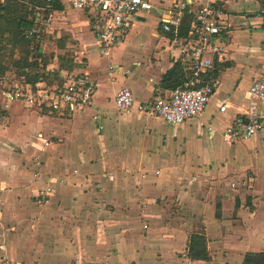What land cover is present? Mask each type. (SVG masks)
<instances>
[{"label": "crops", "instance_id": "obj_1", "mask_svg": "<svg viewBox=\"0 0 264 264\" xmlns=\"http://www.w3.org/2000/svg\"><path fill=\"white\" fill-rule=\"evenodd\" d=\"M59 1L63 9L48 14L50 24L40 34L44 32L54 40L50 52L68 51L75 57L73 73L93 80L95 106L56 114L9 101L0 93V230L7 225L11 229L6 245L0 244L5 248L0 250V264H167L166 259L174 257L187 264H241L246 252L264 251V185L260 193L254 191L258 169L254 168V182L247 189L236 188L229 181L217 187L216 181H211L209 189L196 188L205 177L225 176L243 163L230 160V169L227 159L222 163L226 172L219 167L214 173L210 168L205 175L200 173L202 181L182 191L175 186L166 188L164 179L155 174L156 165L174 161L166 154L180 145L188 158L175 162L188 165L190 170L209 164L203 152L213 147L219 130L212 124L218 120L219 105L224 100L229 102L221 114L228 124L245 107V92L259 76L262 64L261 0L221 2L220 19L226 31L218 38L222 48L218 62L225 67L212 80L215 92L201 114L175 126L135 109L118 112L114 96L125 86L138 103L164 96L169 90L160 87V80L174 62L179 60L184 66L178 49L184 38L164 31L161 23L167 12L176 11L184 0H149L152 7L137 13L107 56L98 51L96 31L87 11L72 8L71 0ZM185 1L187 11L193 12L201 0ZM149 10L157 24L132 29L142 27ZM128 44L133 49L128 51ZM45 47L41 40L42 52ZM54 60L46 69L60 70L56 57ZM109 65L116 66L112 77L107 75ZM62 71L58 73L60 81ZM14 105L34 113L41 122L57 121L58 125L50 123L49 130L34 125L29 133L35 135L24 134L23 127L13 128L10 111ZM259 110H264V104ZM163 126H170L171 134H162ZM180 130L182 141L175 139ZM260 134L264 138V132ZM44 140L48 145L43 147ZM142 171L149 172L141 175ZM35 172L37 177H33ZM49 183H53V192L48 201L37 203L35 194ZM169 199L176 210L169 211ZM217 203L219 217L215 215ZM196 222L206 235L208 261L176 256L185 252L189 233L197 230Z\"/></svg>", "mask_w": 264, "mask_h": 264}, {"label": "built area", "instance_id": "obj_2", "mask_svg": "<svg viewBox=\"0 0 264 264\" xmlns=\"http://www.w3.org/2000/svg\"><path fill=\"white\" fill-rule=\"evenodd\" d=\"M222 1L201 0L193 12L189 11L192 16L186 38L178 45L184 57L185 70L188 71V79L183 86L169 89L164 96L138 103H135L131 90L123 86L114 96L118 112L135 109L148 116L161 117L174 126L201 114L215 92L213 83L204 81V76L222 57V48L218 44L220 34L226 31V25L220 19ZM70 6L87 11L90 15L92 27L96 31L98 51L107 56L127 33L137 13L150 9L152 4L149 0H71ZM187 6L184 0L179 2L176 11L170 9L166 20L161 23L162 29L172 31L177 36ZM258 16L264 23V0H261ZM31 19L35 28L27 32L28 37L41 32L43 27L50 24V17L44 14L42 7L34 9ZM261 53L259 76L251 81L245 92V107L238 110L234 121L227 124L221 132L223 138L230 144L264 132V110H259V105L264 104V42ZM116 71V66L109 65L107 75L112 77ZM127 72V69L124 70V74ZM61 75L63 81L59 78L48 83L44 79H39L35 84L26 82L24 76H16L14 73L7 77L4 75L0 78V93L9 101H19L27 107H34L40 111L48 110L56 114L76 108H94L93 80L85 74H76L72 71H62ZM228 108L229 102L224 100L218 111L223 113ZM94 118L98 119L99 115H94ZM200 125L205 124L201 122ZM207 129L211 131L212 127L207 125ZM47 145L48 141L44 140L43 147ZM37 176L38 173H33V177ZM58 181L62 182L63 179L58 178ZM52 192L53 183L45 185L35 194L36 202L46 203ZM0 250H4V246H0Z\"/></svg>", "mask_w": 264, "mask_h": 264}, {"label": "rangeland", "instance_id": "obj_3", "mask_svg": "<svg viewBox=\"0 0 264 264\" xmlns=\"http://www.w3.org/2000/svg\"><path fill=\"white\" fill-rule=\"evenodd\" d=\"M148 16H146L145 20H143L144 24L142 25L141 28H138L134 26L132 29L137 30V29H143L145 27L147 28H152L157 24V19L153 16L152 10L146 11ZM43 43L46 44V51L44 52L45 55L48 58V64L54 62V58L56 57V61L59 63V56L63 55L67 59L75 60V57H71L70 53L68 51H64L63 53H58L55 54V52H50L49 50L52 49V45L50 44L51 42L54 43V40L52 41V37L49 38L48 34L42 32L41 33ZM129 48L128 51L133 49V46L131 44H128ZM56 55V56H55ZM6 56L3 59V65L7 66V69L4 71H1L0 69V78H2L4 75L10 76L11 73H14L16 76L17 70L15 69L14 66H12L11 59L8 58V53H6ZM17 57V56H14ZM44 70V73L46 71V67ZM41 69V72L43 71ZM52 71H57L55 68H52ZM31 73V72H30ZM53 76V75H52ZM50 77V76H49ZM52 81H56V78L52 79ZM51 81V82H52ZM245 84V82H243ZM242 84V85H244ZM1 99V96H0ZM221 114L218 112V120H213L212 124L213 126H217L219 128L216 137L213 139V147L212 148H207L204 150L203 154L207 156L209 164H199L196 166V170H194L192 166V170H190L187 166L181 164L180 162H175L176 159H186L188 158L186 154L185 148L180 145L178 148H176L174 151H171L166 154V157H169L170 160H174L173 162L170 163H163L160 165H156L155 167V174L160 175V179L163 180V184L165 185L166 188H173L175 186V189L178 191H182L184 189H190L197 181L202 179L200 178V173L202 175H205L208 171H210V168L213 170L215 173V170L219 167L223 168V172L225 171V167L222 165L225 164L226 159L228 160V164H230V169H231V162L230 160L236 161V162H243L236 169H233V173L230 174H225V176H218L217 178L209 179L208 176L205 177V180L200 183L196 184V188L199 190H204V189H209L213 185L211 181H216V186L219 185H225L226 181H229V183H233L236 188L239 189H244L248 187L250 183H253L254 180L253 178L255 177L254 174V168L258 169L259 175H257V179L255 181L256 188H254L255 193H260L261 190L263 189L264 185V148L262 146V142H264V138L261 139L262 134H258L257 136H252L249 139H243V140H238L235 141L233 144L228 145L227 141L223 138L221 131L222 128L228 124V119L223 118L224 116H221ZM11 117L14 119L13 121V128H16L17 126L23 127V133L24 134H30V135H35L34 132H31V128L34 125L41 126L43 129H50V123L52 125H58L57 121L50 122L47 120L44 121H39L36 119V116L32 112H26L20 110L16 105L11 109L10 111ZM150 117H156V116H150ZM193 126V125H192ZM164 129H160L162 134H171L172 128L170 126H163ZM193 130L194 126L191 127ZM191 129V130H192ZM182 130L178 131L177 136L175 139L182 141L183 136H182ZM193 134L195 131L192 132ZM263 133V132H262ZM187 136V135H186ZM185 136V138H186ZM14 151V150H13ZM16 151V150H15ZM18 152V151H17ZM253 169H252V167ZM127 170V169H125ZM222 170V169H221ZM200 171V172H199ZM147 172H140L141 175L147 174ZM128 174H132L128 170ZM230 177V178H228ZM233 186V187H234ZM140 185L136 184V188H139ZM232 187V186H231ZM174 189V188H173ZM263 194V193H262ZM260 194V195H262ZM172 199V197H171ZM204 199V197H202ZM168 204V209L169 211H172L173 209L176 210V207L174 206V202L169 199L167 202ZM197 223V230H201L199 227L201 226L200 223ZM6 227H9L8 225L3 227L0 230V244H5L6 245V235L9 236V232L11 229H7ZM6 228V229H5ZM5 249V248H4ZM3 250L2 252H4ZM184 252L180 251L176 253L177 257H183L182 255ZM175 258V257H174ZM166 259L167 264H187L183 263V259ZM6 259V258H5ZM181 262V263H180Z\"/></svg>", "mask_w": 264, "mask_h": 264}, {"label": "trees", "instance_id": "obj_4", "mask_svg": "<svg viewBox=\"0 0 264 264\" xmlns=\"http://www.w3.org/2000/svg\"><path fill=\"white\" fill-rule=\"evenodd\" d=\"M36 7L44 8L45 15L63 9L59 0H0V69L1 71L7 69V66L3 65V59L7 57L6 53H8V58L11 59L12 66L17 70V75L24 76L26 82L35 84L39 79H44L51 83L52 79H58L60 70L70 72L76 64L73 60L61 55L58 64L60 70L52 71L51 68L44 73L43 69L49 61L45 53L41 51L42 36L40 32L33 33L31 37L27 36V32L35 28L31 16ZM191 16L192 14L186 9L176 37L186 38ZM169 32L173 34L172 31ZM224 67L225 63L215 62L213 69L204 76V81L211 83ZM187 79L188 71L178 60L162 75L160 87L172 89L183 86ZM248 199L249 197L246 198V200ZM238 206L239 200L236 199L235 208ZM215 215L216 217L220 216L218 203L216 204ZM184 255L190 260H210L206 235L202 229L189 233ZM241 264H264V251L246 252Z\"/></svg>", "mask_w": 264, "mask_h": 264}]
</instances>
